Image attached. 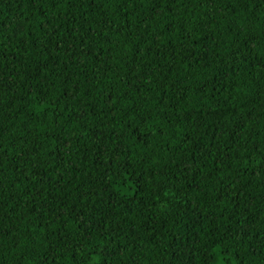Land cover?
Segmentation results:
<instances>
[{
  "label": "trees",
  "instance_id": "1",
  "mask_svg": "<svg viewBox=\"0 0 264 264\" xmlns=\"http://www.w3.org/2000/svg\"><path fill=\"white\" fill-rule=\"evenodd\" d=\"M0 264H264V0H0Z\"/></svg>",
  "mask_w": 264,
  "mask_h": 264
}]
</instances>
